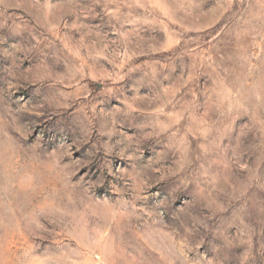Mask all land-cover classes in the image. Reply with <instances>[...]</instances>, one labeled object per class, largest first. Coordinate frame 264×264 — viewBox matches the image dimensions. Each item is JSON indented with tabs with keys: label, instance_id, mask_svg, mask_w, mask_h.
I'll use <instances>...</instances> for the list:
<instances>
[{
	"label": "rangeland",
	"instance_id": "374dc122",
	"mask_svg": "<svg viewBox=\"0 0 264 264\" xmlns=\"http://www.w3.org/2000/svg\"><path fill=\"white\" fill-rule=\"evenodd\" d=\"M0 264H264V0H0Z\"/></svg>",
	"mask_w": 264,
	"mask_h": 264
}]
</instances>
